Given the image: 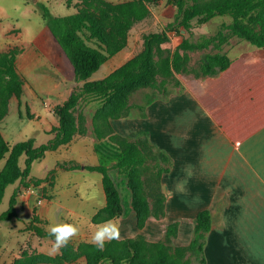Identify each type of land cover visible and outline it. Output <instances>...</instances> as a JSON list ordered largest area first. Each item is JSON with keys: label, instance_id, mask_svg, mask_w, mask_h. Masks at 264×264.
<instances>
[{"label": "rangeland", "instance_id": "374dc122", "mask_svg": "<svg viewBox=\"0 0 264 264\" xmlns=\"http://www.w3.org/2000/svg\"><path fill=\"white\" fill-rule=\"evenodd\" d=\"M105 1L113 4H127L121 11L124 20L128 23L127 40L124 47L110 56L90 77L91 80L105 77L116 67L139 54L145 48L147 35L164 31L166 33L165 38L154 41L153 56L156 68L154 79L130 91L127 96V113L131 112L136 103L145 102L150 98L167 97L186 88L198 90L214 85L216 78L204 74L201 70L202 55L205 52H225L237 62L235 69L264 77V49L235 35L229 28L233 20L230 15L216 16L204 23L194 20L189 31L179 25L176 20L177 7L169 4L168 0H152L137 4H135L136 0ZM211 1L213 0H202V3ZM42 4L49 6L54 14L60 15L76 12L85 4V0H0V55L11 49H17L18 70L24 80L22 104H19L16 96H12L9 100V110L1 120L2 134L11 144L30 137L35 138L36 144L51 140V132H55L56 128L54 119L57 117L52 109L54 110L56 105L66 100L74 90L82 85V82L75 79L73 68L62 47L48 31L46 19L43 17ZM220 32L226 35V40L221 43L217 38ZM185 39L191 42L203 41L204 45L202 47L181 46ZM31 55L34 56L33 59ZM166 58L172 61L170 74H165L162 70ZM247 60L255 62L249 65L238 64ZM4 83L5 77L0 74V105H2V97L5 94ZM98 106V100L83 96L76 112L82 110L86 120L87 118L90 120L89 117L93 116ZM33 110L37 113L36 117ZM130 139L139 145L144 155L139 168L142 171L144 189L146 188V193L150 195L148 198L150 207H148L142 225L137 223L136 212L134 222H131L130 217L126 215L125 220H122L125 222L118 224L121 231L120 239L106 242L103 250L108 249L116 253L125 251V242L133 239L141 243L142 253L150 261L157 258L158 248L162 246L176 264H185L191 259L188 248L190 242L181 232V220L168 223L167 207H154V203L158 201L157 196L153 195L154 191L160 189L164 193L161 182L163 170L161 171L160 168L166 167L167 163L159 158L158 151L154 147L148 146L150 145L148 141L134 135ZM69 152V148H63L60 152H47L44 158L34 162V172H45L58 160L61 173L63 172L64 175L68 173L87 175L86 171L76 169L77 162L70 160ZM21 162L24 165V157ZM5 163L6 159L0 160V171ZM49 174L53 179L56 176L54 171ZM53 179H47L39 196L33 197L34 200L31 198L35 188L33 183H31L32 186L30 184L26 186L21 182H16L8 186L3 202L0 204V213L8 208L11 194L18 190L19 215L12 220H0V264H14L17 258L31 257L36 254L55 256L56 254H51L54 238L38 235L36 230L42 229L49 232L50 225L60 223H72L80 228L79 235L70 241L74 245L72 255L66 261H36L32 264L90 263L89 257L94 250L91 248V245H94L91 237L95 230L91 229L92 226L86 218H83L79 225L75 220L76 217L70 216V211L67 209L68 207H91V203L87 200L89 196H85L83 189L78 190L71 184H65L64 179L62 180L63 188L55 193L52 185ZM81 186L85 189L84 185ZM27 207H35L34 209L58 207L56 212L58 220H54L53 216L54 219L50 222L41 219L39 225H36L31 222L32 212L28 211ZM105 215L102 213L96 217L93 216V223H103ZM154 219H162L157 222L159 223L157 227H155ZM127 220L128 225L125 226ZM171 224L176 226L170 228V233H168ZM191 264H199V262L194 259Z\"/></svg>", "mask_w": 264, "mask_h": 264}, {"label": "crops", "instance_id": "0c3cea01", "mask_svg": "<svg viewBox=\"0 0 264 264\" xmlns=\"http://www.w3.org/2000/svg\"><path fill=\"white\" fill-rule=\"evenodd\" d=\"M236 63L232 59L227 69L208 75L216 78L214 85L150 98L136 103L131 112L108 120L112 134L132 137L139 131L145 132L150 144L169 158L165 162L169 169L161 175L167 222L181 220L180 229L188 242L194 233L197 213L202 209L211 211V229L205 244L207 264H264V77L237 70ZM32 112L36 117L37 113ZM89 118L85 133L77 132L71 141L47 151L69 148L70 160L83 165L76 169L86 171L87 175H64L57 160L45 172H34L32 166L29 179H43L33 189L32 200L39 196L47 179H53L51 171L56 175L52 183L55 193L63 188V179L65 184L83 189L91 207L67 209L78 223L88 219L91 229L96 231L100 224L93 223V216L106 205L103 177L84 165L106 161L111 167L121 159V149L109 134L98 137L94 115ZM54 122L59 125L58 116ZM51 133L50 139L56 132ZM110 173L124 207L123 214L111 220L120 225L128 215L134 222L136 215L127 177L113 167ZM34 208L27 207L34 224L39 225L41 219L58 220V207ZM160 220L154 219L155 227Z\"/></svg>", "mask_w": 264, "mask_h": 264}, {"label": "trees", "instance_id": "16d2710c", "mask_svg": "<svg viewBox=\"0 0 264 264\" xmlns=\"http://www.w3.org/2000/svg\"><path fill=\"white\" fill-rule=\"evenodd\" d=\"M145 1L151 2L152 0H136L135 4ZM168 3L177 7L176 20L180 26L189 31L194 20L204 23L216 16L230 15L233 18L229 25L232 32L252 45L264 49V0H213L205 4L202 0H168ZM126 5V3L113 4L105 0H85V4L76 12L57 15L51 11L49 6L42 4L43 17L46 19L49 33L62 47L73 68L75 79L82 82L79 89L74 90L66 100L55 106L54 112L59 118V125L55 128L54 138L48 142L37 145L35 138L30 137L11 144L4 138L1 120L9 110V100L12 96H16L19 104H22L24 80L18 70L17 49H11L0 55V74L5 77L3 85L5 94L2 97V105H0V160L6 159L0 171V204L3 202L8 186L21 182L26 186L33 183L36 187L43 181V179H29L35 160L42 158L48 150L56 149L61 144L71 141L77 132L87 131V120L83 111L76 112L81 98L87 96L99 101V106L93 114L96 134L98 137L109 134L121 149V159L111 167L106 164V161L99 165H84L88 170L99 171L103 177L106 205L95 217L105 213L103 220L107 221L123 214L121 193L110 173L113 167L127 175L128 185L132 192L133 208L137 214V223L139 225L144 223L148 207H150L148 200L150 195L146 193V188L144 189L142 171L139 168V164L144 159L143 152L130 137L112 134L113 131H109L108 128V120L110 117L118 118L126 114L128 112L127 96L130 91L154 79L156 72L153 56L154 41L165 38V31L147 35L145 48L105 77L90 79L109 57L121 50L126 43L128 23L121 14ZM217 38L221 43L226 40V35L220 32ZM203 45V41L191 42L185 39L181 46L202 47ZM231 62V57L225 52H205L202 55L201 70L206 75H216L227 69ZM162 70L165 74L171 73L172 61L169 58L164 60ZM133 135L148 141L145 132L139 131ZM148 146L154 147L152 144ZM157 155L163 162L169 160L162 151H158ZM22 157H24V165L21 162ZM82 166L77 164V167ZM168 169V167L160 168L161 171ZM18 195V190L11 194L9 206L0 213V220L8 221L18 216ZM153 195L158 199L154 207H165V194L159 189V191H154ZM211 219L212 214L209 209H202L197 213L194 233L188 246L191 259L185 264H191L194 259L198 260L199 264H207L205 244L207 233L211 229ZM175 226L171 224L168 233H170V228ZM36 232L49 236L48 231L42 229ZM125 243L126 250L119 253L108 249L99 251L95 249V245H91L94 250L89 257V264H176L162 246L158 248L157 258L150 261L142 253V245L139 241L128 239ZM73 248L74 245L69 242L55 256L36 254L31 257H20L15 260L14 264L66 261L72 255Z\"/></svg>", "mask_w": 264, "mask_h": 264}, {"label": "clouds", "instance_id": "9594fccd", "mask_svg": "<svg viewBox=\"0 0 264 264\" xmlns=\"http://www.w3.org/2000/svg\"><path fill=\"white\" fill-rule=\"evenodd\" d=\"M79 233L80 228L72 223L50 225L48 235L55 238L51 248V254H58L60 249L66 247ZM120 236V226L113 220H108L97 227V230L91 237V242L98 250L102 251L106 242L119 240Z\"/></svg>", "mask_w": 264, "mask_h": 264}]
</instances>
